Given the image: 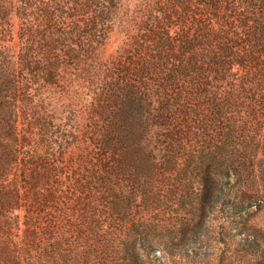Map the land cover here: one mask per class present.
Instances as JSON below:
<instances>
[{
    "label": "trees",
    "instance_id": "obj_1",
    "mask_svg": "<svg viewBox=\"0 0 264 264\" xmlns=\"http://www.w3.org/2000/svg\"><path fill=\"white\" fill-rule=\"evenodd\" d=\"M232 246L264 264V0H0V264Z\"/></svg>",
    "mask_w": 264,
    "mask_h": 264
},
{
    "label": "rangeland",
    "instance_id": "obj_2",
    "mask_svg": "<svg viewBox=\"0 0 264 264\" xmlns=\"http://www.w3.org/2000/svg\"><path fill=\"white\" fill-rule=\"evenodd\" d=\"M120 39L121 38L118 34L113 35V37L109 43V46H108L109 53H113L116 50L118 44L120 43ZM226 248L228 249L226 251L229 254L228 257H230V262H228L227 264H246V263H242V262L238 261L237 260L238 258L237 259L234 258L235 253L238 251L237 247L232 246V247H226ZM213 264H219V263H218V261H214Z\"/></svg>",
    "mask_w": 264,
    "mask_h": 264
}]
</instances>
